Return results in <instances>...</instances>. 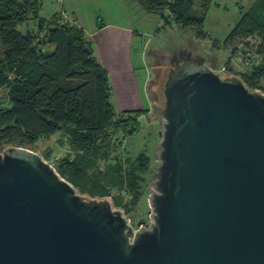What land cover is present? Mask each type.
<instances>
[{"label":"water","instance_id":"95a60500","mask_svg":"<svg viewBox=\"0 0 264 264\" xmlns=\"http://www.w3.org/2000/svg\"><path fill=\"white\" fill-rule=\"evenodd\" d=\"M169 70L150 229L11 146L0 153V264H264V92L186 49Z\"/></svg>","mask_w":264,"mask_h":264},{"label":"trees","instance_id":"16d2710c","mask_svg":"<svg viewBox=\"0 0 264 264\" xmlns=\"http://www.w3.org/2000/svg\"><path fill=\"white\" fill-rule=\"evenodd\" d=\"M138 1L165 25L209 36L204 22L215 0ZM196 4L199 17L192 12ZM41 7V0H0V153L11 146L34 149L41 139L63 133L69 148L55 158L59 174L85 197L111 198L135 223L138 204L148 205L153 165L147 150L136 154L123 142L140 132V117L149 110L116 114L94 41L77 23H61V13L43 17ZM243 9L223 41L232 49L226 72L264 91V0ZM34 20L35 30H20ZM240 50L255 57L237 68L232 58Z\"/></svg>","mask_w":264,"mask_h":264},{"label":"rangeland","instance_id":"374dc122","mask_svg":"<svg viewBox=\"0 0 264 264\" xmlns=\"http://www.w3.org/2000/svg\"><path fill=\"white\" fill-rule=\"evenodd\" d=\"M253 2L254 0H228L227 2L216 0V3L208 11L209 13L204 22L209 36L203 38L198 35V30L194 27L185 29L175 23L165 25L164 19L159 14H153V17H149V19L147 16L146 20L148 21L160 22L151 30H147L146 33L138 35L140 53L136 45L137 41L133 45L126 38H119L121 34L115 28H108L96 35L94 39L90 38L94 43H99L103 53L112 54L117 61H121L120 68L128 71V77L124 78V74L116 73V71H112L111 65L108 66L110 73L107 72L112 87V103L116 114L128 110H149L147 114L140 117L142 127L140 132L133 137L126 136L123 142V146L127 150H131L136 154L141 150H147L153 165L154 185H152L151 195L148 198L149 206L146 205L144 200L138 204L137 213L134 214L136 217L135 228L138 227V224L149 223L153 215L152 193L156 189L157 168L161 164L160 152L162 149L160 144L164 131L162 110L165 97L163 89L170 71L171 57L181 49L188 48L203 57L215 58L216 62L212 68L218 72L221 71L222 66H225L232 53L227 46L222 45V42L240 19L242 7L245 6V9H247ZM217 3L223 4L216 6ZM192 12L197 17L202 15L198 4ZM19 28L25 32L30 29L35 30L37 22L35 20L26 22ZM236 55L238 56L232 58L235 64L233 65L235 67L236 64L237 67H245L246 65L244 66L240 60L243 52L240 50ZM219 73L222 76L229 75V72ZM260 91L264 92L263 90ZM68 148L63 133L55 134L51 139L43 138L34 147L37 153L43 155L44 159L51 160L54 164L55 158L63 156ZM125 216L127 215L125 214Z\"/></svg>","mask_w":264,"mask_h":264},{"label":"crops","instance_id":"0c3cea01","mask_svg":"<svg viewBox=\"0 0 264 264\" xmlns=\"http://www.w3.org/2000/svg\"><path fill=\"white\" fill-rule=\"evenodd\" d=\"M225 1L227 2L228 0ZM255 1L256 0H254V2ZM41 2H42L41 14L43 17L49 15H50L49 17H51L54 14L60 13L63 10L69 11L71 15L75 18L76 23L86 30L89 39L91 37L94 39L96 35L102 33V31H105L108 28H112V29L115 28L117 32L121 34L119 38L121 39L126 38L128 41H131L133 45L137 41L136 45L137 48L139 49V53H140V45H139L138 35L140 33H146L147 30H151L152 28H154V26H157L156 24L160 22L158 21L157 23V21L155 20L154 21L146 20L147 16L149 19V17H153L152 16L153 14L157 15L158 13L156 14L155 12L147 10L144 7V5L140 3L138 0H65L62 4L58 0H41ZM214 3H216V0L213 2V4ZM219 4H223V3H217L216 6ZM243 7L245 9V6ZM211 8L212 6L210 7V9ZM228 48L232 52V49L230 47ZM183 49L191 51L188 48H183ZM94 50L98 60L101 62L102 65H104V67L108 72H109L108 66L111 65L112 71H116V73L124 74V78L126 76L128 77V73H127L128 71L120 68L122 62L117 61L116 57H113L112 54L103 53L98 42L94 43ZM192 52L195 53V51ZM195 54H199V53H195ZM234 56L237 57V55H233V57ZM231 57L232 54L230 55V58ZM206 59L210 67L212 68V66H214L216 62L215 58L206 57ZM237 66L238 65L236 64V67ZM229 75L232 74L229 73Z\"/></svg>","mask_w":264,"mask_h":264},{"label":"built area","instance_id":"2783aa9c","mask_svg":"<svg viewBox=\"0 0 264 264\" xmlns=\"http://www.w3.org/2000/svg\"><path fill=\"white\" fill-rule=\"evenodd\" d=\"M61 4L65 1V0H58ZM61 15H60V18H61V23H67V22H74L76 23V20L75 18L71 15V13L69 11H61L60 12ZM251 53H248V54H243V56L240 57V60L241 62L244 64V65H248L249 62L252 60V57L254 58L255 56L252 55ZM216 71V70H215ZM227 71V68L225 66H223L222 70L219 71V72H225ZM218 72V71H217ZM48 163L50 165H53L55 168V164L53 163V161L51 160H48ZM128 218V223L131 225L132 228H134V230L137 232V231H144V229H150V227L153 225V215H152V218H151V221L149 223H141V224H138L137 228H135V223L134 221H132V218L126 216Z\"/></svg>","mask_w":264,"mask_h":264}]
</instances>
